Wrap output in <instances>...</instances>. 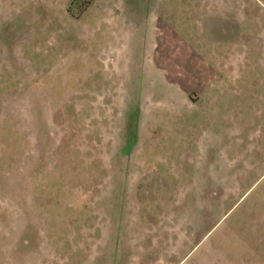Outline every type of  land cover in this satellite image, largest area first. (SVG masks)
<instances>
[{"label": "rangeland", "instance_id": "374dc122", "mask_svg": "<svg viewBox=\"0 0 264 264\" xmlns=\"http://www.w3.org/2000/svg\"><path fill=\"white\" fill-rule=\"evenodd\" d=\"M91 1L0 0V264H264V0Z\"/></svg>", "mask_w": 264, "mask_h": 264}, {"label": "crops", "instance_id": "0c3cea01", "mask_svg": "<svg viewBox=\"0 0 264 264\" xmlns=\"http://www.w3.org/2000/svg\"><path fill=\"white\" fill-rule=\"evenodd\" d=\"M95 2H97V0H92L91 2H90V4L91 3H95ZM105 5H107L106 7L108 8L109 7V2L108 1H105V3H104ZM100 20H101V18H100ZM165 28H169L167 25H165ZM157 30H159V27L157 28ZM168 37V35H166V38ZM162 43L165 45V43H164V41L162 40ZM166 46V45H165ZM189 56L191 57V56H193L192 54H189ZM196 57V60H198V62H197V65H199L200 64V68H203V69H206L207 67L206 66H204V65H202L203 63H202V61L199 59V57L198 56H195ZM205 64V63H204ZM214 68H209L208 70H207V73H209L210 74V76H206L207 77V79H206V82L207 83H204L201 87H200V94L201 93H203V92H205V91H207L208 90V86L209 87H214V84L211 82L212 81V78H219V75L217 74V72H215V71H212ZM215 70L216 71H219L217 68H215ZM182 73H184V72H182ZM182 73H180L179 74V77L181 76V74ZM196 74V73H195ZM211 80V81H210ZM211 82V83H210ZM181 88V87H180ZM187 89H190V90H183V96H184V100L187 102V103H189V104H193L194 102H196L197 101V99H199V95H194V96H192V94H195L194 93V91H196V90H192V88H187ZM192 90V91H191ZM199 94V93H198Z\"/></svg>", "mask_w": 264, "mask_h": 264}]
</instances>
